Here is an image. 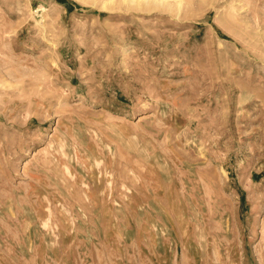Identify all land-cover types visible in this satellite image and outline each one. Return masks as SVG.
<instances>
[{
	"label": "rangeland",
	"instance_id": "1",
	"mask_svg": "<svg viewBox=\"0 0 264 264\" xmlns=\"http://www.w3.org/2000/svg\"><path fill=\"white\" fill-rule=\"evenodd\" d=\"M0 264H264V0H0Z\"/></svg>",
	"mask_w": 264,
	"mask_h": 264
}]
</instances>
